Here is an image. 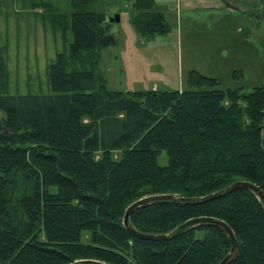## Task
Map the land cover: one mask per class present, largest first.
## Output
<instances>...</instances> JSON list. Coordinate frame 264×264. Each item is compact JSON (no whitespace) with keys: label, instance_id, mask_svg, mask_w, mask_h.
<instances>
[{"label":"trees","instance_id":"obj_1","mask_svg":"<svg viewBox=\"0 0 264 264\" xmlns=\"http://www.w3.org/2000/svg\"><path fill=\"white\" fill-rule=\"evenodd\" d=\"M96 1L70 0L68 56L75 63L92 52L93 69L73 70L57 55L47 95L9 93L0 46V264H218L230 251L220 229L148 242L125 230L124 212L144 197H204L237 181L264 194V86L224 89L190 71L180 91H110L97 66L117 40L91 11ZM121 1L142 39L169 34L153 0ZM199 217L231 228L239 244L231 264H264V211L247 190L196 206H146L130 223L161 235Z\"/></svg>","mask_w":264,"mask_h":264},{"label":"rangeland","instance_id":"obj_2","mask_svg":"<svg viewBox=\"0 0 264 264\" xmlns=\"http://www.w3.org/2000/svg\"><path fill=\"white\" fill-rule=\"evenodd\" d=\"M38 3L52 7L46 12L34 7ZM91 11L106 20L119 16L111 26L117 44L100 52L97 66L110 91H180L190 71L217 79L224 89L240 87L250 92L264 86L262 17L251 31L230 13L213 15L204 24L173 19L168 22V35L145 40L131 24L134 11L128 3L98 0ZM70 16V0H0V46L6 48L11 95L49 93L47 67L59 54L69 62L74 59L68 56L73 42ZM75 61L70 62L73 70L93 69L92 52ZM165 161L162 155L160 164Z\"/></svg>","mask_w":264,"mask_h":264},{"label":"water","instance_id":"obj_3","mask_svg":"<svg viewBox=\"0 0 264 264\" xmlns=\"http://www.w3.org/2000/svg\"><path fill=\"white\" fill-rule=\"evenodd\" d=\"M107 22L110 24H116L119 22V16L114 15L113 18H108ZM238 190H247L251 192L258 202L260 203L263 211H264V194L263 192L254 184L247 182V181H237L232 183L231 185L208 194L204 197H180L176 195H157V196H149L141 198L135 202H133L124 212L123 216V227L125 230L130 233L134 238L148 241V242H167L178 238L185 233L203 228V227H212L216 229H220L227 237V240L230 245L229 253L218 263V264H231L239 255V244L234 236L233 231L231 228L223 221L214 219V218H207V217H199L187 220L183 224L177 226L170 232L161 235H148L144 233H140L136 231L131 223L130 218L137 210L151 205L156 204H172V205H182V206H196L201 205L210 201H214L217 199H221L235 191ZM71 264H104L97 261L92 260H81L76 261Z\"/></svg>","mask_w":264,"mask_h":264},{"label":"crops","instance_id":"obj_4","mask_svg":"<svg viewBox=\"0 0 264 264\" xmlns=\"http://www.w3.org/2000/svg\"><path fill=\"white\" fill-rule=\"evenodd\" d=\"M167 22L187 20L204 24L206 20L230 13L235 21H243L247 29L256 30L260 18L264 20V0H153ZM237 21V22H238ZM214 24V23H212ZM251 32L246 35H250ZM247 36V37H248Z\"/></svg>","mask_w":264,"mask_h":264}]
</instances>
